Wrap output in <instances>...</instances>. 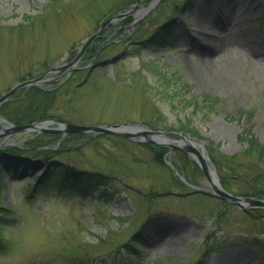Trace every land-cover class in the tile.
<instances>
[{
    "label": "rangeland",
    "instance_id": "obj_1",
    "mask_svg": "<svg viewBox=\"0 0 264 264\" xmlns=\"http://www.w3.org/2000/svg\"><path fill=\"white\" fill-rule=\"evenodd\" d=\"M139 2L0 0V95L50 66L73 60L111 8L133 9ZM153 2L140 4L147 8ZM223 10L237 21L222 30L224 40L210 52L202 43L201 27L210 25ZM168 21L171 28L165 43H138ZM110 28L114 32L100 35L110 34L105 41L100 38L91 45L94 60L85 54L67 77L56 96L55 119L87 126L136 122L159 131L189 133V129L221 161L226 160L220 156L233 158L251 170L262 169V164L245 157L238 135L248 130L264 147V0H156L147 12L126 15ZM208 57L212 63L206 69L202 60ZM64 78L40 88L49 89ZM204 98L215 101L214 106H204ZM183 100L192 105L186 107ZM7 128L0 122V146L22 148L36 133L7 132ZM69 136L75 147L67 149L76 151L62 155L86 172L102 173L105 183L116 181L117 196L100 199L95 183L85 197L57 187L28 193L27 187L35 183L32 175H40L42 169L34 172V166L25 165L6 171L1 165V204L15 212L4 221L13 247L0 252V264H211L212 260L264 264V207L243 210L212 196L206 177L185 154L114 134H85L82 146L81 138ZM166 137L178 139L172 133ZM126 142L163 148L161 165L132 162L134 156L126 147L133 145ZM136 147L139 155H149L148 146ZM122 178L130 184L122 185ZM183 180L203 193L172 194L188 190ZM240 186L244 191V183ZM153 192L167 196L147 207L146 198ZM168 230L177 231L164 233ZM77 240L87 245L89 256L74 262L68 251L61 250Z\"/></svg>",
    "mask_w": 264,
    "mask_h": 264
},
{
    "label": "trees",
    "instance_id": "obj_2",
    "mask_svg": "<svg viewBox=\"0 0 264 264\" xmlns=\"http://www.w3.org/2000/svg\"><path fill=\"white\" fill-rule=\"evenodd\" d=\"M121 6V5H120ZM127 5H123L122 7L111 8L108 16L105 19H108L112 15L116 14L117 12L123 10L126 8ZM162 32V28H159L158 31H156V34L152 35L151 38H149L148 41H156V39H159V34ZM163 35V34H162ZM162 35L160 38H162ZM90 52V51H89ZM90 60L93 57V54L89 56ZM66 86V83L56 86L55 88H52L50 90H41L36 87H30L28 89H23L19 91L17 94L12 96V99L4 104L0 108V115H2L4 118H6L9 122L19 125H25L34 123L36 121H40L43 119H54L55 118V109L58 104V98L56 97L59 92ZM183 104L186 107H190L192 105V101L183 100ZM203 105L206 107H212L215 104V101L204 98L202 99ZM60 108V106H58ZM246 118H249V115L252 114L251 112L247 113ZM239 117V116H238ZM240 118V117H239ZM184 130V129H183ZM185 131V130H184ZM189 131L190 135L197 137L198 134L196 132ZM81 138V146L86 141V136L84 135H75ZM239 136V140L241 143L245 145V148L243 149V153H245V157L253 158L254 161H257V166L262 164V169H257L254 167V169H249L250 166L245 167L243 163L238 164L234 163L235 160L233 158H225L220 156L224 161H221L218 157H214L211 154V150L208 149V152L211 156V159L213 163L215 164L217 168V172L220 177V182L222 186L234 193L240 195H248V196H255L260 197L264 195V147L259 143V141L251 134L250 131L244 130ZM76 138V140L78 139ZM83 137V138H82ZM199 137V136H198ZM56 136H49V135H35L32 138L28 139L26 143L24 144V148L21 149L22 151L17 150H11L10 152L18 153V152H25L27 154H30L34 158L41 159L44 164L47 166V168H52L53 164L55 163L54 159L56 157H62V154H70L75 150L67 149L72 147L71 143L74 141L68 136L67 138H64L59 147L56 150L47 149L48 146H54L56 143ZM47 139V141L43 142V140ZM129 143V142H126ZM77 144L76 147L79 145ZM133 146H130V148L126 147L128 149L129 155L133 158H131L132 162L135 160L136 162L143 163V164H149L151 161L155 164L161 165V157L163 156L165 150L163 148L153 146V145H143V144H136V143H129ZM136 146H148V154L149 155H139L138 151L139 149ZM75 147V146H73ZM72 147V148H73ZM64 150H67L68 152H63ZM125 153H127L125 151ZM159 155L158 160L155 159V156ZM64 157V160L69 162L70 165L74 164L69 158ZM144 160H140V158ZM72 163V164H71ZM76 165L72 166H64L58 170V174H49V171H47L43 177L39 178L36 184V187L38 188H44L48 187L49 183L52 179L57 178L58 184L61 186L64 190H74V187L72 186H80L83 182L89 183L95 180L94 176L91 177V173H87L86 171H80L76 167ZM177 167H180V163H176ZM247 166V165H246ZM111 167V166H110ZM93 171V170H91ZM98 172V171H94ZM184 176L187 178L186 174ZM126 180L125 178H122ZM68 181H73V185H71V188L66 186V183ZM127 181V180H126ZM53 183V182H52ZM51 183V184H52ZM181 185H183L181 182H179ZM244 183L245 189L244 191H241L242 185ZM0 190H1V181H0ZM245 193V194H241ZM3 219L0 214V243L1 240L3 242H6V227L3 224ZM71 249V248H70ZM87 245L84 243H80L77 245V247L70 252L72 256H75L76 258H80L78 255L79 253H85L86 255H89L86 251Z\"/></svg>",
    "mask_w": 264,
    "mask_h": 264
},
{
    "label": "water",
    "instance_id": "obj_3",
    "mask_svg": "<svg viewBox=\"0 0 264 264\" xmlns=\"http://www.w3.org/2000/svg\"><path fill=\"white\" fill-rule=\"evenodd\" d=\"M138 8L136 5L131 11H125L122 13L117 14L109 21L105 22L104 24L100 25L96 31L83 42V46L80 54L87 48V46L100 34V32L109 24L115 22L117 19L122 18L125 15H129L134 13ZM148 10V9H147ZM78 57L69 64H64L58 67L52 68L49 72H54L61 69H66L74 65ZM71 72V71H70ZM69 72V73H70ZM45 73L41 77L36 79L27 80L21 83H18L13 88L8 90L6 93L1 95L0 97V105L6 102L9 97L15 93L18 89L23 87H28L31 85H39L42 83L41 79L47 74ZM0 122L7 125V132H16V133H23V132H40V133H49V134H56L61 135L64 137L66 135H70L73 133H80V134H114L117 136H121L125 139L131 141H146L151 144H157L161 146H167L169 149L179 150L186 154V156L191 159L202 171L204 176L206 177L208 184L212 190V195L217 197L221 200L226 202H230L242 209L248 208V206H264V202L259 200H255L252 198L247 197H236L229 193H227L219 183V178L216 172L214 165L211 163L210 159L206 155L205 148L203 147L202 143L194 138H191L189 135L177 131V130H166V131H154L148 128H145L143 125L136 124V123H119V124H95V125H77V124H70L64 123L57 120H46L34 123L32 125H25V126H12L7 123L3 118H0ZM54 125V126H53ZM53 126V127H50ZM6 130V129H3ZM4 132V131H3ZM168 133H172L178 136V140L176 139H169L166 137ZM3 133L0 132V136ZM4 147V146H3ZM10 147V146H9Z\"/></svg>",
    "mask_w": 264,
    "mask_h": 264
},
{
    "label": "bare ground",
    "instance_id": "obj_4",
    "mask_svg": "<svg viewBox=\"0 0 264 264\" xmlns=\"http://www.w3.org/2000/svg\"><path fill=\"white\" fill-rule=\"evenodd\" d=\"M211 20V19H209ZM237 19L235 16L233 15H229L227 14V12H225L224 10L220 12L219 15H215L214 19H212V21H209L208 23H210V25H204V27H201L204 29V33L202 32V34L205 36V40L202 41L203 45L207 46L208 50L210 52L215 51L218 48L217 43L219 41H223L224 37L221 34L223 29H227L232 23L236 22ZM218 24V25H216ZM212 58L208 57L202 60V65L205 66L206 69H209V65L210 63H212ZM3 166L4 169H9L12 166H16L18 164L14 163L12 161V159L8 156L0 157V166ZM49 171V174H55L56 170L54 168H46L45 173ZM163 222H161L160 226L163 225ZM158 225V224H157ZM156 225V226H157ZM174 232L177 230H168L165 231L166 232ZM165 236L164 238H160V240L155 241V246H158L160 243H163L164 240H166ZM169 237V236H168ZM211 264H219L216 260H212Z\"/></svg>",
    "mask_w": 264,
    "mask_h": 264
}]
</instances>
